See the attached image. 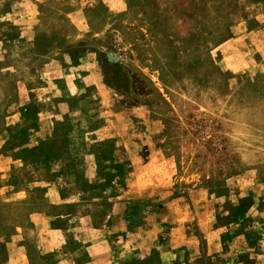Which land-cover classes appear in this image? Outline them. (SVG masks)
<instances>
[{
    "label": "rangeland",
    "instance_id": "rangeland-1",
    "mask_svg": "<svg viewBox=\"0 0 264 264\" xmlns=\"http://www.w3.org/2000/svg\"><path fill=\"white\" fill-rule=\"evenodd\" d=\"M73 210L147 238L115 263L264 264V0H0V264Z\"/></svg>",
    "mask_w": 264,
    "mask_h": 264
},
{
    "label": "crops",
    "instance_id": "crops-1",
    "mask_svg": "<svg viewBox=\"0 0 264 264\" xmlns=\"http://www.w3.org/2000/svg\"><path fill=\"white\" fill-rule=\"evenodd\" d=\"M136 173L137 171L134 175ZM89 174L90 176L87 177L91 178V183L99 182V171L96 165L89 171ZM116 180L119 183L120 176L117 175ZM126 182L127 187H130L131 179H127ZM44 188H46L45 202L49 198L48 203L55 206L76 204L71 202L72 197L65 196L62 188L56 184H48ZM116 199L119 200L118 202L125 203L126 201L123 195ZM100 201L101 197H96L92 203H100ZM115 219L114 214L89 215L76 210L61 214L33 216L28 229H35L36 237L27 239L24 244L20 245V250L13 257V264L44 263L50 253L57 254L59 250H67V253L60 259L56 258L54 264H119L115 263V259L122 258L129 251V247L132 246L131 236L134 238L133 244L137 253H139V247L147 245L148 240L141 234L125 235V232L116 230L112 224ZM121 220L126 222L127 219L123 216ZM136 231L142 233L141 229Z\"/></svg>",
    "mask_w": 264,
    "mask_h": 264
}]
</instances>
